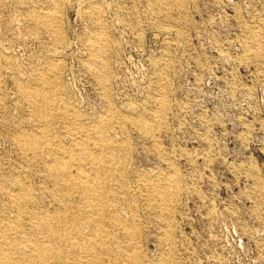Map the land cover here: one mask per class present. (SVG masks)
Segmentation results:
<instances>
[{
  "label": "rangeland",
  "instance_id": "1",
  "mask_svg": "<svg viewBox=\"0 0 264 264\" xmlns=\"http://www.w3.org/2000/svg\"><path fill=\"white\" fill-rule=\"evenodd\" d=\"M39 76L54 81L49 122L18 90ZM97 126L119 146L98 238L45 169L78 140L96 151ZM22 135L42 137L40 156ZM62 205L72 240L104 249L94 262L63 241L61 264H264V0H0V236L37 242L32 215Z\"/></svg>",
  "mask_w": 264,
  "mask_h": 264
},
{
  "label": "bare ground",
  "instance_id": "2",
  "mask_svg": "<svg viewBox=\"0 0 264 264\" xmlns=\"http://www.w3.org/2000/svg\"><path fill=\"white\" fill-rule=\"evenodd\" d=\"M55 9H53L52 11H54ZM46 16H44V18L41 16H33V18L36 21L40 22L42 25H46L50 20ZM39 77L40 78H38L37 83H35L33 87L31 84L30 86H28L26 84L24 85L19 83L18 90L21 93L22 98L28 103V108H30L29 111H31L30 114H32L33 118H36L37 121L40 122L49 120L45 117L44 114L52 110L51 98L47 94L51 91V85L54 81L51 82L49 79H47L48 77L45 76ZM45 118L47 120H44ZM137 122L139 123L138 125L145 127V124L142 123L141 118L137 117ZM138 125L135 126L137 127ZM79 129L83 130L82 128ZM94 131L97 132L100 137L96 142V151L85 148V141L83 139L78 140L76 145L80 149L79 153L76 156H72L65 150H61L59 156L54 161L50 162L49 164H45V169L48 173L49 179L52 180L54 184H56V191L54 192V196L58 198L59 202H61L62 204H67V202L70 201V197L72 196V194H78L81 197V200L83 201L82 206L86 213L89 214L88 219L90 220V222H93V225H95L93 231L98 238V235H100V229L96 224V220L93 219V216L97 212L102 211V209L104 210L107 207L106 192L109 188V185L104 174L105 163H108L110 162V160L114 159L115 153H117L119 150V146H115L109 141L107 135L105 134V131H103L100 126L94 128ZM84 132L85 137L88 138L89 133L87 132V130H85ZM41 139L42 137L39 135H22V137L19 138L20 148L23 150V152L29 151L36 156H40L42 154L41 144L44 143ZM85 161L90 162V167L85 168ZM154 192V196L161 201V205H163L164 207V202H166L165 190H163V187L158 186L155 187ZM11 199L19 208L30 205L29 191L23 186L19 188L18 193L11 195ZM65 211H67V209L65 206H63L62 210L57 214L51 213L53 215H32L31 219L34 224V232L32 233V235L39 237L40 240L37 242H33L28 239L24 241H22V239H20L19 241H12L9 239V236L5 237L4 235H1L0 264H61L60 262L62 261V254L60 244L63 241H68L69 248L72 252L78 253L79 251H87L91 253L92 251L93 254H91L92 256L89 257H91V260H93L94 262H98L97 260L100 254L96 255L95 249L97 248V246L101 250L104 249L102 241L98 240L97 238L84 239L81 242L72 240L73 238L71 236V233L65 232V228L67 227V221L63 217ZM4 230L7 232L6 235H8L9 232L23 234L21 232V225L18 223L10 224L9 226L5 227ZM28 235L30 236L31 234ZM106 252L107 250L105 251V253ZM93 261L87 260L84 264H92Z\"/></svg>",
  "mask_w": 264,
  "mask_h": 264
}]
</instances>
